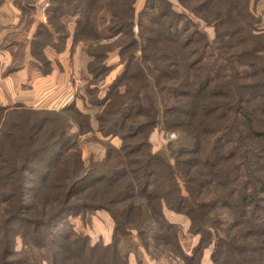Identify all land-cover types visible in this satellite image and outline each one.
I'll return each mask as SVG.
<instances>
[{
  "label": "trees",
  "instance_id": "trees-1",
  "mask_svg": "<svg viewBox=\"0 0 264 264\" xmlns=\"http://www.w3.org/2000/svg\"><path fill=\"white\" fill-rule=\"evenodd\" d=\"M50 1L49 45L70 35L60 32L65 15L74 20L73 43H86V92L93 61L103 69L116 50L122 69L93 119L121 144L86 162L77 147L81 123L71 131L68 111L85 128L91 118L72 102L52 112L0 105V264H130L138 248L122 241L134 238L153 260L202 264L210 249L212 264H264L260 0H176L179 11L170 0H144L138 12L136 0ZM103 12L109 16L100 20ZM154 129L175 138L153 151ZM165 209L184 215L199 236L190 254ZM96 210L112 220L106 244L62 225Z\"/></svg>",
  "mask_w": 264,
  "mask_h": 264
},
{
  "label": "rangeland",
  "instance_id": "rangeland-1",
  "mask_svg": "<svg viewBox=\"0 0 264 264\" xmlns=\"http://www.w3.org/2000/svg\"><path fill=\"white\" fill-rule=\"evenodd\" d=\"M172 1L175 10L179 11L180 7L177 5L176 0H170ZM44 2H48L47 8L44 10V16L45 20L43 22L47 21V16L49 14V8L51 5L50 0H0V10H2L4 7L11 8V6H14L15 9H21V11L24 13V18L28 20H37V16H39L41 11V5ZM144 3V0H136L135 2V12H138ZM256 13L260 16L261 18V23L260 27L264 30V0H260L257 5H256ZM37 15V16H36ZM42 15V13H41ZM108 18L109 14L106 12H103L100 15V20L102 17ZM193 20L197 23V27L202 31L203 33L206 34V36L210 39L214 36V31L212 26L205 25L201 20L197 18H193ZM63 26L65 27L64 23ZM34 32H33V37L31 40H29V46H30V55L35 59L38 64V69L43 70V71H48L50 67V61L45 56L44 54V48L46 46L51 47L55 49L56 51H61L63 48L64 43H56L55 46L49 45L52 42V37L50 35V32H53L52 30H48L43 26V23H34ZM66 28V27H65ZM63 30L61 28V33L67 34L69 31L67 29ZM63 42L64 39H61ZM59 41V42H61ZM86 45V43H85ZM114 55H110V54ZM94 64L97 66V73L95 75V78H91L89 82H92V84H89V90L91 89L90 92H86V87L85 85L78 89L76 93L78 95H74V97H77L76 102L70 101L67 104L71 105L74 104L77 109L82 111L84 114H87L90 116V126L84 127V119L82 118H77L74 113H71L68 111L69 116L68 120L69 123L72 124V127L70 128L71 131H75L77 129L75 122L76 120L81 123L82 130L80 131V135L77 137V147L79 148L78 150L81 151L82 153V158L88 162V160H103L104 155H105V150L106 146L109 144L115 147H118L121 144V140L119 137H112L113 140L110 141V138H104L98 131H97V123L93 119V116L101 109L100 105L98 103L100 101H104L107 97L108 94L107 88L108 86L112 83L113 79L120 73V70L122 69V64L118 63V58L116 56V50L110 51L109 52V59L107 61V65L103 66L104 68L101 67V61H93ZM111 76H114L113 79ZM111 79V80H110ZM96 86V87H93ZM80 91V92H79ZM81 93L83 94L82 96ZM91 94V95H90ZM73 97V98H74ZM92 99H91V98ZM106 97V98H105ZM105 98V99H104ZM90 99L92 101V105H89ZM52 100L50 103L45 102V103H37L35 105H25L22 103H16L12 105H7V107H16L18 111L24 110L23 108H28V109H33V110H39V111H45V112H52V111H57L61 107H59L56 103L57 101ZM60 103V102H59ZM58 103V104H59ZM48 116V115H47ZM11 121L16 120L14 116H12ZM2 121L3 118L0 119V127L2 126ZM171 135L175 136L174 132H168V133H163L158 131L157 129H154L150 135H149V142L152 147V150L155 151L159 148H161L163 145H166L167 142L173 140L174 138L171 137ZM166 213L170 214V216L173 218L170 220L169 217H167L168 220L171 222H175L176 226L178 227V236L179 240L181 242V246L183 250L185 251L186 254L191 253L190 246H194L196 242L199 239L198 235H192L188 232V227H189V221L188 219L182 215L170 211H167L166 209L164 210ZM62 225H71L74 230L80 233H85L88 234L90 237V241L92 243L96 242H102L104 244L108 243L111 239V232H112V220L108 213L104 210H96V211H90L86 212L84 214H77V215H69L65 218L63 221ZM138 241L134 239H129V240H123L122 241V248H128L131 250H136L137 253H131L129 255V263L134 264L136 262L137 258H140L143 262V264H180L181 263V258L179 256H173L168 259H163L160 258L159 260H153L151 259L145 251H143L142 248L137 246ZM193 244V245H192ZM22 243L19 238L16 239L15 241V249L16 250H21L22 248ZM209 250L210 249H205L203 251V256L201 259L202 264H212L209 260ZM175 262H174V261ZM43 264H47L44 262Z\"/></svg>",
  "mask_w": 264,
  "mask_h": 264
},
{
  "label": "crops",
  "instance_id": "crops-1",
  "mask_svg": "<svg viewBox=\"0 0 264 264\" xmlns=\"http://www.w3.org/2000/svg\"><path fill=\"white\" fill-rule=\"evenodd\" d=\"M23 14L14 6L0 10V105H35L53 100L61 107L70 101L76 102L74 95H78L76 91L86 84L88 76L84 68L85 43L72 41L74 20L67 15L61 18L70 35L61 51L44 48L50 67L48 71H41L30 55L29 40L33 37L34 23L46 22L41 19V12L36 15V21H27ZM164 215L173 219L166 211Z\"/></svg>",
  "mask_w": 264,
  "mask_h": 264
},
{
  "label": "built area",
  "instance_id": "built-area-1",
  "mask_svg": "<svg viewBox=\"0 0 264 264\" xmlns=\"http://www.w3.org/2000/svg\"><path fill=\"white\" fill-rule=\"evenodd\" d=\"M47 6H48V2H44L42 5H41V13H42V15H41V19L42 20H45V16H44V10L47 8ZM171 137L172 138H174L175 136L174 135H171Z\"/></svg>",
  "mask_w": 264,
  "mask_h": 264
}]
</instances>
